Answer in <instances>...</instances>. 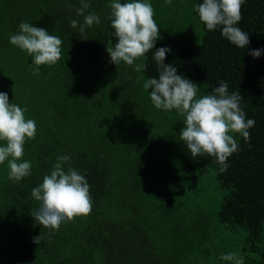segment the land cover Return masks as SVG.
I'll list each match as a JSON object with an SVG mask.
<instances>
[{
  "label": "trees",
  "instance_id": "trees-1",
  "mask_svg": "<svg viewBox=\"0 0 264 264\" xmlns=\"http://www.w3.org/2000/svg\"><path fill=\"white\" fill-rule=\"evenodd\" d=\"M111 2L89 0L85 15L95 12L101 22L81 35L79 25H70L83 24L80 0H0V92L26 108L37 127L24 145L31 174L14 182L7 161L0 165V264H232L221 259L230 252L244 264H264V52L249 55L264 49V0L242 5L236 26L250 39L243 49L200 21L194 8L203 0H149L160 38L136 60L147 65L140 79L123 61L110 62L107 47L117 42ZM188 7L196 21L188 19ZM21 22L61 38L55 65L34 74L32 57L9 42ZM160 47L171 48L165 64L197 83L198 97L226 81L229 94H241L246 119L255 120L247 142L230 133L239 150L226 171L215 157L194 159L186 145L182 151L179 136H160L168 113L151 125L134 113L151 100V89L139 84L158 78L153 57ZM63 155L89 183L92 211L58 230L43 228L31 215L39 207L31 192Z\"/></svg>",
  "mask_w": 264,
  "mask_h": 264
},
{
  "label": "clouds",
  "instance_id": "clouds-1",
  "mask_svg": "<svg viewBox=\"0 0 264 264\" xmlns=\"http://www.w3.org/2000/svg\"><path fill=\"white\" fill-rule=\"evenodd\" d=\"M171 4L172 0H165ZM245 0H203L195 6L199 19L209 31L218 27L229 42L243 49L250 44L249 34L236 25L242 19V5ZM81 6L76 9L77 16H83V24L73 19L70 25L77 28L82 35L85 29L99 24L100 17L95 12L85 15L90 7L89 0H80ZM109 19L114 29L117 42L108 46L110 62L117 66L123 61L129 66L134 61L145 57L155 48L160 38V28L154 19L155 10L149 0H129L121 3L112 0ZM19 31L10 35V43L32 57L33 69L38 74L41 65H55L62 56V40L51 35L45 28L36 27L27 22L18 25ZM171 48L160 47L154 52L158 68V78L147 79L143 87L151 89L150 98L157 109L171 111L175 109L184 119V128L180 131L183 141L191 156L200 155L215 157L220 171L228 168V158L239 150L238 141L230 133H239L247 142L250 139L249 129L255 125L254 119H246V113L240 107L242 99L239 92L229 94V85L223 81L212 89V93L198 97L197 83L178 74L173 65H166V54ZM264 49H252L253 58L260 57ZM146 63L135 64L134 70L146 69ZM26 108L10 103L7 92H0V165L8 163L9 179L20 182L31 174L32 164L23 159L26 141L35 139L36 122L26 119ZM68 164L67 171L64 165ZM32 197L39 202L38 209L31 211L36 223L58 230L60 225L70 222L78 216L89 215L92 211L90 185L84 175L71 167L68 155L58 156L50 174L43 177L42 183L32 189ZM41 234L33 238L39 245ZM221 259L232 264H244L239 253L222 254Z\"/></svg>",
  "mask_w": 264,
  "mask_h": 264
},
{
  "label": "rangeland",
  "instance_id": "rangeland-1",
  "mask_svg": "<svg viewBox=\"0 0 264 264\" xmlns=\"http://www.w3.org/2000/svg\"><path fill=\"white\" fill-rule=\"evenodd\" d=\"M187 17H188V19L192 18L194 21H196V19H194V15L191 14L189 7L187 9ZM196 31L199 32V33L202 32V27L200 26V23H198V22L196 23ZM139 63H142V62H140V61H134V65L133 66H129L128 65V67H131L132 68V71L134 72L135 77L140 79V78H142L141 77L142 70L140 72H137V71L134 70L135 64H139ZM142 86H143V84L140 83L139 84V87L141 88ZM153 105L154 104L152 103V101L151 100H148V103L147 104H144L143 106H140L139 109H136L134 111V113H137V114L141 115V120L144 123L148 124V125H151L154 122H159V119L158 118L164 119L165 118L164 117V114L165 113H168V117L165 118V119H168V121L166 122L167 125L163 128V130H161V132H164L165 135L163 133L162 134H159V135L160 136H179L180 131L185 126L184 125V122H183L185 118L183 116H180L178 113H176L175 115H173L172 114V110H171L170 113H169V111L167 112L165 110H164V112H159L158 110H160V109L152 108ZM125 106H126L125 103L124 104H121L120 109H123ZM148 110L151 111L150 114H148V115L146 114L145 115L144 112L145 111H148ZM111 120H112V122H111V125L112 126H118V125H120L119 123H116L114 121V119H111ZM125 130H127V128H125ZM133 131L135 133H138L139 135H141L139 128H133ZM151 131H153V129ZM151 131L149 133H146V135H144V136H151V134H152ZM179 141L183 144L182 147H181V150L184 151V146L186 144L183 141L180 140V136H179L178 142ZM166 147L168 148V146H166ZM179 153H182V152H179ZM177 155L178 154H176V155L174 154L173 155V162H178L180 160V158Z\"/></svg>",
  "mask_w": 264,
  "mask_h": 264
}]
</instances>
